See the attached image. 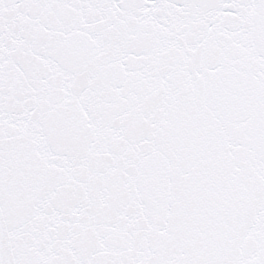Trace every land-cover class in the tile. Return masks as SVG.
<instances>
[{"label":"snow or ice","instance_id":"1","mask_svg":"<svg viewBox=\"0 0 264 264\" xmlns=\"http://www.w3.org/2000/svg\"><path fill=\"white\" fill-rule=\"evenodd\" d=\"M0 264H264V0H0Z\"/></svg>","mask_w":264,"mask_h":264}]
</instances>
